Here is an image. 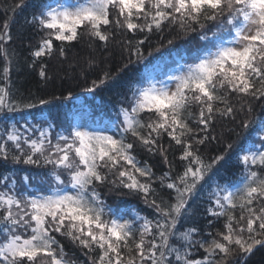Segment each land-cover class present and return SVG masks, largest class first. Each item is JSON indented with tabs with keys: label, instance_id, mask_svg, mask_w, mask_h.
Masks as SVG:
<instances>
[{
	"label": "snow or ice",
	"instance_id": "snow-or-ice-1",
	"mask_svg": "<svg viewBox=\"0 0 264 264\" xmlns=\"http://www.w3.org/2000/svg\"><path fill=\"white\" fill-rule=\"evenodd\" d=\"M30 6L27 23L42 34L31 51L33 63L66 56L65 45L85 36L104 42L105 49L121 37L127 63L115 75L104 71L91 82V92L116 80L133 58L140 60L151 36L166 28L198 33L208 46L186 71L160 86L130 87L111 134L82 118L64 126L47 116L19 127L14 122L0 133V160L48 169L19 180L0 175V264H75L57 236L86 250L91 264H246L257 245L264 247V116L249 119L252 102L264 101V0H20L17 5ZM125 33L142 38L134 42ZM12 39L5 23L0 31L2 116L52 103L33 102L12 83L15 53L5 47ZM95 63L90 57L89 66ZM46 67L42 64L39 72L44 80L50 79ZM238 118L244 128L254 123L258 139L237 157L239 178L220 177L221 184L215 180L217 166L232 143L208 159L201 146L217 140L212 133L218 120L235 123ZM164 137L169 146L181 147L180 170L168 162ZM141 148L159 152L169 171L155 177L152 167L137 159ZM157 181L168 190V199L158 195ZM205 185L210 188L205 211L224 221L222 230L207 233V240L196 238L201 229L194 224L178 227L195 215L193 206ZM103 186L139 195L153 215L118 214L101 197ZM195 249L206 255L190 258Z\"/></svg>",
	"mask_w": 264,
	"mask_h": 264
},
{
	"label": "trees",
	"instance_id": "trees-1",
	"mask_svg": "<svg viewBox=\"0 0 264 264\" xmlns=\"http://www.w3.org/2000/svg\"><path fill=\"white\" fill-rule=\"evenodd\" d=\"M32 2L39 3L40 0H32ZM19 3L20 0H0V31L3 30V25L8 23L13 37L5 45L15 53L12 57L10 79L20 93L24 96L30 95L33 102L44 98L52 100V103L47 106L38 105L37 108L24 112L8 113L7 116L0 115V133L14 122H19L17 125L19 127L25 121L37 123L44 116L57 120L62 125L65 122L73 121L74 118H77L78 113H84L96 125L104 126L110 122L118 121L119 107L121 103H124L125 96L130 95L129 88L146 87L145 85H149L153 73L159 74L164 68L163 75H159V78H162L170 67L189 63L190 58L187 57L186 49L191 45L189 44L190 39L199 37L198 33H183L177 31L176 28H166L162 34L152 35L150 41L144 46L145 54L140 60L137 61L133 58V62L128 65L125 71L120 72L116 80L110 82L105 88L91 92L87 90L91 87V82L102 76L104 71H110L115 75L120 67L127 63L128 52L119 44L121 37L117 35L116 41L109 43L105 49L104 42L85 36L79 42L65 45L66 56L54 54L52 57L45 56L36 59L33 63L34 58L31 51L38 46L42 34L27 23L33 12V7H17ZM124 38L133 39L135 42V39L142 38V35L133 38L130 34L125 33ZM168 40H171L172 43L169 44ZM206 43L207 45L202 50L196 48L197 54H202L208 46L207 41ZM55 44L59 45V42H55ZM90 57L96 61L91 67L88 64ZM42 64L47 65L45 71L50 79L44 80L40 77L39 72ZM4 67L5 60L0 56V73ZM69 93H71V99L67 98ZM53 96L57 99L53 100ZM252 103L254 111L249 119L255 122L256 119L264 116V101H253ZM212 134L217 136V140L201 146V151L206 159L223 151L227 143L230 142L233 145L232 149L228 151L225 161L217 166L220 168V172L215 180L221 184L225 181L220 177L237 180L240 175L237 157L241 154V149H246L258 138L254 123L248 128H244L241 126L239 118L235 123L218 120ZM162 143L167 153L168 162L173 163L176 169L180 170L181 147L175 145L174 142H171V146H169L168 137H164ZM136 155L142 164L147 162L152 167L155 177H160L169 171L168 163L159 152L151 154L141 148L137 150ZM50 167L48 166V168ZM47 170L43 167L14 164L10 159L8 161L0 160V175H14L17 180L28 172L36 175L37 173L43 174ZM210 183H214V181ZM153 186L160 197L168 199V190L161 188L158 181ZM98 191L114 211L117 209L119 211L121 204L126 203L123 207L129 212L126 215L131 216L137 213L149 217L153 215L152 208L137 194H129L127 190L112 189L110 186L100 187ZM209 191V186L205 185L204 191L193 206L195 215L178 226L180 230L191 227L193 224L199 227L201 236H197V239L202 237L207 240L209 239L207 233H214L217 229L222 230L223 218L217 221L205 211L209 203ZM210 220L215 222L210 225ZM57 238L64 244L68 258L75 264H91L89 257L84 254L86 250L71 244L62 237L57 236ZM205 255L203 249H195L190 258L200 259ZM246 264H264V247L259 246L254 250L247 258Z\"/></svg>",
	"mask_w": 264,
	"mask_h": 264
},
{
	"label": "rangeland",
	"instance_id": "rangeland-1",
	"mask_svg": "<svg viewBox=\"0 0 264 264\" xmlns=\"http://www.w3.org/2000/svg\"><path fill=\"white\" fill-rule=\"evenodd\" d=\"M50 1V3H53V2H55V1H57V0H47V2H49ZM68 2L69 3H71V2H74V0H68ZM177 31H180L179 29H177ZM184 33V32H183ZM189 44H191L190 46H188L187 47V49H186V51L188 52V56L187 57H189L190 58V62L189 63H184V64H182V65H180L177 69H175L174 71H173V73H172V75H174V74H180L182 71H186V66L188 65V64H191V63H193V61H194V58L196 57V55H197V49L198 48H200V50H202L204 47H205V45H207V43H206V41H201V40H199V37H197L196 39H190V42H189ZM197 48V49H196ZM172 63V62H171ZM163 73H164V68H163V70L161 71V72H159V74H156V73H153V75H152V77H151V84L152 83H156L157 84V86H160V82H162V81H164V82H167L168 81V78L167 79H164V77H162V78H159V75H163ZM169 77V76H168ZM146 87H148L149 85H145ZM77 118H82V120L85 122V123H87V124H89V125H91V126H93V127H97V128H108V129H110V132H109V134H111V130H114V125L118 122V121H115V122H110L109 124H106L105 126H98V125H96V124H93L90 120H89V118L84 114V113H78V115H77ZM61 123V122H60ZM69 123V122H68ZM67 122H65L64 123V126H67V124H68ZM258 139V138H257ZM256 139V140H257ZM258 146V145H257ZM50 169V168H49ZM20 178H18V180H19ZM126 205V203H123V204H121V207L119 208V211H117V210H115V211H117L118 212V214H122V215H125V216H129V215H126L127 213H129L128 211H126V209L124 208L123 209V207ZM125 211V212H124ZM119 212H121V213H119ZM259 246V245H258ZM257 247V246H256Z\"/></svg>",
	"mask_w": 264,
	"mask_h": 264
},
{
	"label": "water",
	"instance_id": "water-1",
	"mask_svg": "<svg viewBox=\"0 0 264 264\" xmlns=\"http://www.w3.org/2000/svg\"><path fill=\"white\" fill-rule=\"evenodd\" d=\"M258 247H259V246L255 247L254 250H256ZM254 250H253V251H254Z\"/></svg>",
	"mask_w": 264,
	"mask_h": 264
}]
</instances>
